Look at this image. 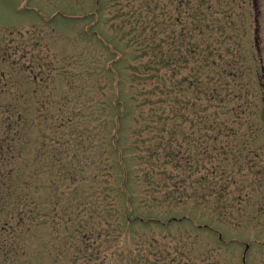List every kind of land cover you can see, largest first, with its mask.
<instances>
[{
    "label": "rangeland",
    "instance_id": "rangeland-1",
    "mask_svg": "<svg viewBox=\"0 0 264 264\" xmlns=\"http://www.w3.org/2000/svg\"><path fill=\"white\" fill-rule=\"evenodd\" d=\"M148 40L150 57L163 54L171 62L167 87L178 81L174 71L199 80L191 92L182 89V99L197 106L186 107L175 135L185 161L177 192L173 166L147 170L141 154L145 128L157 140L141 110L137 77L149 61L140 51ZM219 51L226 64L238 59L250 104L238 125L216 115L231 139L218 135L215 107L208 105L205 121L200 109V83L213 89L234 82L204 67ZM168 101L171 107V95ZM263 105L264 0H0V264H87L84 257L74 261L75 231L88 221L90 205L103 210L107 194L121 221L122 163L136 213L163 221L177 216L178 223L135 228V239L124 244L132 257L110 254L104 264H264ZM171 132L173 117L158 136L169 141ZM220 143L228 148L219 159ZM172 193L177 200L157 204Z\"/></svg>",
    "mask_w": 264,
    "mask_h": 264
},
{
    "label": "trees",
    "instance_id": "trees-1",
    "mask_svg": "<svg viewBox=\"0 0 264 264\" xmlns=\"http://www.w3.org/2000/svg\"><path fill=\"white\" fill-rule=\"evenodd\" d=\"M189 5V4H188ZM226 15L225 20L228 23V27H232V29H235L234 27L237 26V24L229 20L230 16ZM232 29H230L232 31ZM221 35L223 37H226V35H229L226 33L225 29L220 30ZM185 38L192 39L193 37L189 35L183 36ZM226 38H230L227 36ZM235 38V39H234ZM234 40L236 43H238L239 37L236 35L234 36ZM145 39V38H143ZM144 47L140 49L141 58L144 60L149 58V61L142 63V66L138 68L137 71V77L139 81L140 91L143 92V103L141 107H143L141 110L144 111L146 115V121L148 123V130L152 134L153 132L157 136L151 139L150 137H147L146 134V128H145V134H144V140L142 142V152L143 160L146 163L147 170H151L154 168V166L163 168L166 164H169L173 166L174 171H172V180L174 181V186L171 185V189L175 192L176 190H179V175L177 174L178 171L184 166L183 163L184 157H181L182 150L181 146L177 143L176 144V137L175 135L179 131V124L182 120V122H185V116L184 111L187 106H190V109L192 111L195 110L196 104L191 103L190 101L185 102L184 98L182 99V89L185 90V85L187 86L188 90L191 92V89L193 86H195L198 83V79H180L178 71H174V75L172 78H177L178 81L174 80L172 81L171 87L166 86V82L164 79L171 75V72L169 70V66L171 65V62L168 60V57L164 59L165 55L160 54V56H151L148 54L151 42L143 41ZM192 47H196L195 45H192L189 54H193L194 51L192 50ZM159 50L160 47H158ZM162 53V52H161ZM173 59H178V65L182 66V59L180 51H177L172 49ZM171 54H169L171 56ZM205 54L207 58L209 57V53L205 51ZM216 60H211V63L205 59L204 61V67L208 68V64H211L214 66V68H217V71L220 75V77H226L228 75L229 78L233 79V83L231 86L229 84L223 85V84H217V86L213 89H211L210 84L202 85L200 83V91H203L202 94V107L200 104V109H202L204 121H205V110L208 108V105H212V107H215L218 111L215 112V118L216 115L221 114L222 116L227 117L225 114L229 115L231 120V125H238L239 123H244V120L246 118L248 107H250V104L247 101V97L244 95L241 90V84L240 81L244 75V70L241 67V65L238 62V59L231 60V64H226V57L223 58V51L216 52ZM170 59V58H169ZM232 61H236V63H232ZM262 71V70H261ZM232 72L231 74H228ZM198 77L195 75L194 78ZM238 82V83H236ZM201 91V93H202ZM173 97V102L171 104V107L169 105L168 98ZM182 99V100H181ZM235 103L233 106L228 109L227 104H231L232 102ZM121 105V101H118ZM123 102V101H122ZM228 102V103H227ZM124 105V103H123ZM229 107V106H228ZM149 108V111L147 110ZM170 109V111H168ZM188 109V108H187ZM173 117V123H174V131L171 132L170 139L158 135H162L166 131V126H168L170 118ZM119 121L120 119H117V126L119 127ZM216 129L218 130V135H226V138L231 139L232 136L226 133V127H228V124L224 123V127L222 128L223 124L218 123V119L216 118ZM225 122V121H224ZM207 124V121L205 122ZM224 130V133L222 132ZM218 136V140H219ZM171 142V146L169 144ZM173 144H175L173 146ZM220 145V146H219ZM218 156L219 159L224 156H226L225 149H227V145L223 146L222 143L218 144ZM205 154L207 152H204ZM205 158L209 159L208 155ZM156 160V161H155ZM160 168V167H159ZM122 181L121 186L117 187V192L119 194L123 195L125 198V201H127V210L124 216H122L121 221H118V218L114 219V215L111 214V204L110 200L107 194V197L103 201V210H101L100 206L96 205H90V208H92V211L89 213L88 221H86L85 224L79 225L75 231L76 235L78 236L79 243L76 246L77 253L74 255V261L77 262L80 258L84 257L87 261V264H104V261L110 256L112 259L114 258L113 255L120 254L125 257L131 258L132 255L135 253L133 249H126L124 247V244L130 240L131 238L136 237V235L133 233L134 229L137 227L142 228H150L152 226L167 229L168 226L174 225L178 223L177 216L170 217L169 219H166L163 221L162 218H158L155 216H142L136 213L135 208L133 207L135 203L134 195L129 191L127 185H128V176L129 172L127 166L125 163H122ZM146 178L148 181L151 179L150 172L148 171L146 173ZM0 179L2 177L0 176ZM163 180L160 181L158 184L157 189L161 186ZM183 184H181L182 187ZM163 187V186H162ZM170 187V186H169ZM106 192L108 191V182L106 183ZM148 188L150 189V192L154 193L153 190V184H148ZM168 188V186L166 187ZM176 189V190H175ZM174 194L170 195H162L160 196L159 200L157 199L156 202L158 205L163 204L166 199L172 201L177 200L173 196ZM180 199L182 198V195H179ZM184 197V196H183ZM80 207L76 208L75 211H77V214L80 213ZM68 215H71V213H68ZM202 230L208 231L210 227L205 226L204 229L199 227ZM217 235V233H216ZM134 241V240H131ZM223 238L218 237L219 245L223 244ZM103 243V246L100 244ZM113 248H117L114 254H112L114 251ZM144 254L146 255V251H144ZM77 255V256H76ZM117 257V256H115ZM145 258V256L143 255ZM112 264H119L116 261H114ZM131 264V263H130Z\"/></svg>",
    "mask_w": 264,
    "mask_h": 264
},
{
    "label": "water",
    "instance_id": "water-1",
    "mask_svg": "<svg viewBox=\"0 0 264 264\" xmlns=\"http://www.w3.org/2000/svg\"><path fill=\"white\" fill-rule=\"evenodd\" d=\"M260 119H261V121L264 123V106H263V108H262V110H261Z\"/></svg>",
    "mask_w": 264,
    "mask_h": 264
}]
</instances>
